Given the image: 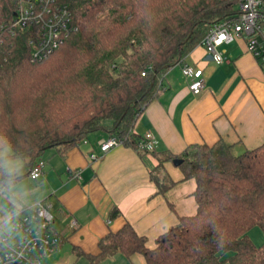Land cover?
<instances>
[{"label": "trees", "instance_id": "1", "mask_svg": "<svg viewBox=\"0 0 264 264\" xmlns=\"http://www.w3.org/2000/svg\"><path fill=\"white\" fill-rule=\"evenodd\" d=\"M74 30L58 50L33 61L25 34L0 42V152L11 149L29 168L48 148L77 146L91 133L126 136L138 150L145 139L133 125L162 90L166 71L182 61L218 23L238 18L239 0H69ZM145 73V76H142ZM111 123V125H107ZM145 154L146 152H140ZM158 165L150 172L159 191L174 182L160 173L181 160L183 181H194L197 210L156 239L130 223L109 232L98 252L74 247L88 264L117 253L140 254L144 264H264V244L248 233L264 232V142L235 154L231 145L189 146L179 155L150 152ZM0 157V187L25 175L10 173ZM121 215L115 207L110 219Z\"/></svg>", "mask_w": 264, "mask_h": 264}, {"label": "crops", "instance_id": "2", "mask_svg": "<svg viewBox=\"0 0 264 264\" xmlns=\"http://www.w3.org/2000/svg\"><path fill=\"white\" fill-rule=\"evenodd\" d=\"M247 42L245 37H239L220 47L224 58L221 64L211 59L206 48L194 47L181 62L203 71L202 92L193 95L181 66L174 65L160 81L163 89L137 117L133 133L141 138L154 136L158 141L156 152L175 155L191 145H213L219 141L231 145L235 154L261 145L264 65L248 51ZM108 136L105 131L88 136L69 149L51 148L40 183L33 182L28 192H21L18 199L15 197L19 208L42 201L51 205L55 223L67 228L61 232L53 225L60 239L56 252L66 245L72 248L71 255L74 247L95 254L99 240L126 223L145 236L150 247L149 241L156 245V239L178 224L180 217L196 213L197 204L192 196L194 181H183L182 173L181 178L176 174V180H171L174 185L162 194L150 178L151 170L158 165L152 153L141 154L131 147L120 146L101 160L91 162L89 154L98 151L96 141ZM168 163L173 162H167L164 167ZM75 172L80 173L77 179L72 178ZM178 182L193 186L173 192ZM28 202L31 205L25 204ZM115 207L121 215L110 219ZM5 221L1 223L3 230ZM70 259L64 256L56 264H67ZM138 264H144V258Z\"/></svg>", "mask_w": 264, "mask_h": 264}, {"label": "built area", "instance_id": "3", "mask_svg": "<svg viewBox=\"0 0 264 264\" xmlns=\"http://www.w3.org/2000/svg\"><path fill=\"white\" fill-rule=\"evenodd\" d=\"M73 30L69 0H0V42L4 37L25 34L33 61H41L58 50ZM239 37L248 40V51L264 65V0H239L238 18L216 24L199 45L206 48L215 63L221 64L224 58L219 48ZM178 65L189 80L190 92L199 95L205 86L203 71L182 62ZM126 140V136L100 139L99 154L91 152L90 161L101 160L112 149L126 145ZM157 143L150 135L139 143L138 150L150 153ZM45 166L42 159L37 160L30 168V177L39 180ZM79 175L72 173V178ZM10 221V231L0 237V264H44L45 258L56 252L60 239L53 230L55 218L50 204L42 201L15 207Z\"/></svg>", "mask_w": 264, "mask_h": 264}, {"label": "rangeland", "instance_id": "4", "mask_svg": "<svg viewBox=\"0 0 264 264\" xmlns=\"http://www.w3.org/2000/svg\"><path fill=\"white\" fill-rule=\"evenodd\" d=\"M237 8L239 10V5ZM101 132H105V131L94 132V133H91L89 136H94L95 134L101 133ZM99 140L96 141V144ZM81 142H84V140ZM93 143H95L94 140H93ZM97 149H98V147H97ZM51 152H52V149H49V150H46L42 154L41 159H42V157L45 158L44 159L45 164L48 162L46 159H48L47 157L49 156V154ZM93 153H95V152H93ZM10 154H12V150L11 149H5V150L0 152V157H7ZM96 154H99V149L96 152ZM168 164L169 165H167L165 167L166 170H164V171H162V173H160L161 176L165 179H168V180H174V179L176 180V174H177V175H179V178H181L180 177L181 176L180 169L178 167H175V168L172 167L173 163H172V165H171V163H168ZM4 166L7 168V170L10 173L12 172V173H15L18 175H25L28 173V167L19 158L7 157L4 161ZM33 182L35 184H37L38 182L40 183V180L34 181L30 178L29 175H26L20 182L14 184L12 186V189H11L12 194H8L7 192H5L0 187V225L3 222V220L4 221L6 220L4 222V224H6L4 227V230L0 231V237H2L5 232L10 231L11 225H12L10 220L13 216V209H14V207H17V208L20 207V203L18 202L17 199L20 198L21 192H23V191L28 192L31 189V184ZM191 186H193L191 183L189 184V183L178 182L175 189H173L174 190L173 192H175L176 190H178L180 188H185V189L190 188L191 189ZM166 192H168V190L165 191L164 193H166ZM167 195L169 196V194H167ZM15 197H17V199ZM29 200H31V197H29ZM31 203L28 202L25 204H27L29 206V205H31ZM54 228L56 230L61 231V232H66V229H67L66 227H65L66 229L63 228L59 222L55 223ZM248 236H249L250 240L252 241V243L255 244L256 246H262L264 244V232L262 231V229L260 227L256 226V227L252 228L250 230V232L248 233ZM149 245H150V247H153L155 244H154V242L149 241ZM71 249L72 248H69L68 246L64 245V247H62L61 250H58L54 254L45 258L44 264L45 263L46 264H56L59 262L60 258H62L64 256L67 257L68 259H69V257H71L70 262L67 264H87V261L84 257L78 256L75 253L71 255ZM139 260L143 261V258L140 254H136L135 256L128 258L122 253H117V254L113 255L112 257L106 259L101 264H138Z\"/></svg>", "mask_w": 264, "mask_h": 264}, {"label": "water", "instance_id": "5", "mask_svg": "<svg viewBox=\"0 0 264 264\" xmlns=\"http://www.w3.org/2000/svg\"><path fill=\"white\" fill-rule=\"evenodd\" d=\"M48 149H51V148H48ZM48 149H47V150H48ZM181 163H182L181 160H175V161L173 162V164H174L175 166H179Z\"/></svg>", "mask_w": 264, "mask_h": 264}]
</instances>
